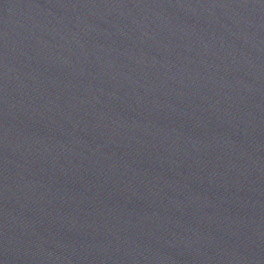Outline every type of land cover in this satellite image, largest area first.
Instances as JSON below:
<instances>
[{
	"label": "water",
	"instance_id": "water-1",
	"mask_svg": "<svg viewBox=\"0 0 264 264\" xmlns=\"http://www.w3.org/2000/svg\"><path fill=\"white\" fill-rule=\"evenodd\" d=\"M0 264H264V0H0Z\"/></svg>",
	"mask_w": 264,
	"mask_h": 264
}]
</instances>
